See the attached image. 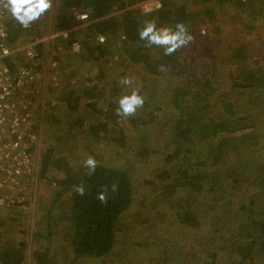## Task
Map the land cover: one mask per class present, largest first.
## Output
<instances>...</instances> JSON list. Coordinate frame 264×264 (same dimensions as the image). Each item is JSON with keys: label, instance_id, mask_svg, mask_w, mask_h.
Segmentation results:
<instances>
[{"label": "trees", "instance_id": "trees-1", "mask_svg": "<svg viewBox=\"0 0 264 264\" xmlns=\"http://www.w3.org/2000/svg\"><path fill=\"white\" fill-rule=\"evenodd\" d=\"M133 1L53 0L52 8L27 29L6 14L5 42L13 46L30 35L75 26V14L91 9L87 24L66 38H54L47 47L48 55L55 52L54 61L72 69L45 101L49 133L32 180L55 187L37 219L38 236L51 244L53 227L60 226V247L68 248L73 259L114 263L118 233L126 228L124 216L137 193L144 210L134 214L150 211L162 230L172 232L167 242L159 240L161 256L150 264H264V66L249 63L251 46L244 45L242 51L231 42L225 44L233 61L229 73L220 77L214 62L200 73L202 58L195 65L193 57L203 42L200 25H211L204 39L220 32L240 37L233 21L247 19L248 33L260 27L264 0H162L159 10L146 14L133 8ZM218 4L233 10L224 30L211 24ZM150 20L158 27L183 22L193 40L165 56L163 49L145 46L138 37V27ZM97 34L105 37L103 43L95 41ZM73 41L80 45L77 53L68 51ZM36 48L44 67L46 47ZM218 60L227 67L226 57ZM5 62L10 70L18 65L11 58ZM85 65L96 67L83 75L80 68ZM160 65L164 71L158 70ZM110 67L117 71L111 81L106 76ZM123 77L133 78L132 87L145 98L144 107L126 119L114 111L117 99L132 90L118 83ZM155 84L160 85L159 92ZM33 125L37 133L34 121ZM70 139H80L79 156L61 149ZM89 155L98 161L92 175L83 166ZM154 161L146 177L133 172ZM50 172L57 176L51 178ZM113 182L118 184L114 193ZM81 183L83 196L74 191ZM101 186L109 188L106 204L97 200ZM62 196L66 208L55 215L56 222L60 220L55 223L52 211ZM28 210L31 215L32 208ZM4 223L0 219V264H27L24 242L5 237ZM147 237L154 239L155 234ZM48 255V248L35 250L32 264H50Z\"/></svg>", "mask_w": 264, "mask_h": 264}, {"label": "rangeland", "instance_id": "rangeland-1", "mask_svg": "<svg viewBox=\"0 0 264 264\" xmlns=\"http://www.w3.org/2000/svg\"><path fill=\"white\" fill-rule=\"evenodd\" d=\"M215 9L217 11V16L211 24L216 27H222L224 30V26L228 24V22L224 23V21L226 22L228 13L233 10L229 6L221 7L220 4L215 6ZM217 18H219V22L216 21ZM255 24L256 23H254V25ZM249 25H251V23H248L247 19H243V21H233V30L236 33L240 34V37L236 38L234 36H229V34H225L223 32V35H221L220 32L217 37L215 36L211 38V40H209L208 38L204 39L205 36H208L207 31L211 25L209 24V28L207 27V24L203 26L200 25V28L204 29V32L201 31L199 35L203 37L202 41L204 43L202 42L198 46V49H201V51H197V54H194L193 56L196 62L195 65H197V61L202 58V68L200 69V73L207 72V70L209 69L207 65L211 64L212 62H214L215 65L219 67V77L222 76L223 73H229L228 68L230 67V63L233 60L230 56L231 48L226 47L225 43L228 44L230 42L233 43L234 48L241 49L242 51L245 47L244 45L251 46V56L249 58V63L253 65H257L255 63H261L263 64L262 66H264V22H260V27L255 28L254 31H251L250 33H248L249 29H247V26ZM223 57H226L227 59L225 60V63H227V67L220 64V61L218 60ZM21 58V56H15V58L13 59L20 63ZM47 61L48 60L46 59L43 63L45 64ZM43 66L44 67L41 66L42 70L45 69V65ZM54 66L55 64L53 65V67ZM95 67V65H85L80 69L84 72L83 75H88L91 72L90 69H94ZM71 69L72 66H63L58 69L59 76H57L53 68L52 70L54 71V78L51 77L52 80H48V74H42V77L37 80L36 84L23 89L21 92L22 94L17 93L15 95V103L18 99H25V97L28 98V96L30 97V112L38 131V146L36 147V150H38L39 152L41 148L45 146L46 135L49 133L44 112V109L46 107L45 101L51 99L54 96L52 94V92H54L56 89L54 82L59 81L62 76L67 75ZM116 73L117 71L111 69V67L106 70V76L109 81L116 78V76H113ZM154 89L159 92L160 85L155 84ZM64 138H66L67 140V136L65 134ZM61 149L65 152H68V154L71 156H79V153L83 151L80 139H70L69 141H66V143L62 144ZM100 154L102 155V157H104V159H107V154L104 150H102ZM155 163L156 161L138 166L137 168H134L133 172H136L140 176L146 177L147 170L150 169V167ZM139 167H141L142 169ZM49 174L51 175V178L57 176L55 172H50ZM137 174L135 175L138 176ZM45 183L43 185L41 180H39V178H36L35 181H33L30 185H26V188L30 189L29 193H31V200L27 204L30 205V211L32 208L31 215L27 212L29 210H27L26 212L18 209H13L11 211L0 210V219L5 222L2 225V229H4L5 231L3 232V235L5 237H14L16 240L24 242L27 264H32V257L35 250L42 248L49 249L48 258H50V264H106V262L100 263V261L93 259H86L82 261L73 259L68 248L65 251L60 247V240L62 241V239L60 238V235L62 234L60 233V226L53 227L54 234L52 236L53 242H51V244H49L48 241H46L44 238L38 236V233L41 232V226L37 219H40L44 212V207L48 206L46 204L51 201L53 196V189L55 187L54 183ZM134 198L135 200L132 209L124 216V219L126 221V228L122 229L118 233L119 239L117 240L113 251L115 253L111 257L114 263L110 264H150L151 259L153 261H157V258L159 257L158 255L160 254L161 256L162 253H159V249L161 248V242L159 240L165 239V241L167 242L168 240H170L168 238V235H172V232L167 233L168 229L165 230L166 232L161 229L160 222H157L156 219L153 218V214L152 216L150 215V211L148 213H141L140 211L134 214V211H136V209L144 210V208L141 207L142 203L144 202H140V194L136 193V196H134ZM150 198L151 195L147 193L146 201H149ZM65 201L66 198L62 196V198H60L57 203V207H55L52 211V218L55 223L60 222L59 219H57L56 222L55 215H57L58 212L62 213L64 208H66ZM9 217L10 219H8ZM142 220L144 221L143 225H141L140 223ZM131 227H133V229H131ZM152 231H154V233ZM148 234H152L153 236L155 234V238L152 239V237H147ZM54 238H57V241H54ZM167 245L169 244L167 243L164 246ZM62 258H65L63 262ZM52 260H54L55 262L53 263Z\"/></svg>", "mask_w": 264, "mask_h": 264}, {"label": "built area", "instance_id": "built-area-1", "mask_svg": "<svg viewBox=\"0 0 264 264\" xmlns=\"http://www.w3.org/2000/svg\"><path fill=\"white\" fill-rule=\"evenodd\" d=\"M140 13H151L162 6V0H134L130 4ZM91 9L85 8L75 14V20L79 27L83 22H88ZM86 16V19L81 17ZM6 13H0V210L18 209L26 212L30 205V189L26 188L28 178L32 183V177L36 174L39 151L38 135L33 131V119L30 112V99H18L14 102L18 91L36 84L42 73L39 67V52L37 45L43 44L48 55V45L56 37H65L70 29L60 31H48L41 36L30 35L23 43L8 45L5 42ZM204 32V29H201ZM97 34L95 41L99 42ZM104 37V36H103ZM105 38V37H104ZM100 43V42H99ZM73 41L70 45L72 52ZM21 56V61L14 70H10L5 62L6 58ZM54 62L51 57L49 63ZM32 145V146H31ZM28 200V201H27Z\"/></svg>", "mask_w": 264, "mask_h": 264}, {"label": "clouds", "instance_id": "clouds-1", "mask_svg": "<svg viewBox=\"0 0 264 264\" xmlns=\"http://www.w3.org/2000/svg\"><path fill=\"white\" fill-rule=\"evenodd\" d=\"M53 0H0V13H6L10 18L27 29L34 22L38 21L46 12L52 8ZM86 16L81 19H86ZM138 37L145 42V46H156L163 49V55L171 56L177 50L187 47L192 42L193 36L189 33L183 22H176L173 26L158 27L155 20L144 21L142 26L137 29ZM67 37V33H64ZM99 42H104V37H99ZM74 50H79L78 45H74ZM158 70L164 71L165 66H158ZM119 84L132 87L134 81L131 77H123L118 81ZM145 98L140 94L138 87H132L128 94L120 96L116 101L115 115L121 118L134 117L138 109L144 107ZM83 166L88 169V175H92L97 166L98 161L91 155L83 160ZM114 193L118 190V184L113 182L110 186ZM108 186H101V191L97 193V200L106 204L108 200ZM74 191L83 196L85 194V186L83 183L75 186Z\"/></svg>", "mask_w": 264, "mask_h": 264}, {"label": "crops", "instance_id": "crops-1", "mask_svg": "<svg viewBox=\"0 0 264 264\" xmlns=\"http://www.w3.org/2000/svg\"><path fill=\"white\" fill-rule=\"evenodd\" d=\"M84 24H87V22H83L81 25H84ZM80 25V26H81ZM66 29H70L69 31H68V34H70V32L72 31V30H74V29H76L75 28V26H71V27H69V28H66ZM64 30V29H63ZM67 34V35H68ZM27 38H28V36L27 37H25V38H21V39H19L17 42H15L14 44H19V43H23L24 41H26L27 40ZM62 38H66V37H62ZM69 51V53L71 52V49H69L68 50ZM53 55H55V52H51L50 54H49V57L47 58V62L44 64L45 65V69L42 71L43 73L42 74H48V80L50 81V80H52V78H54V71H55V74H57V76H59V72H58V69H60L61 67H63V66H66V64H64V63H60V60H58V61H54L53 59H52V56ZM50 57H51V59L54 61V62H52V63H49V61H50ZM62 59V58H61ZM65 59H66V57H65ZM45 60H46V58H45ZM66 61V60H65ZM55 64V66L53 67V65ZM54 68V71L52 70ZM65 76V75H64ZM41 77H42V75H41ZM52 77V78H51ZM63 78V76L61 77V79ZM60 79V80H61ZM57 82H59V81H56L55 82V86L57 85ZM22 92V90H20V91H18V93L19 94H22L21 93ZM24 98V97H23ZM28 98L30 99V97L28 96ZM27 97H25V99H28ZM31 106V105H30ZM29 109H30V107H29Z\"/></svg>", "mask_w": 264, "mask_h": 264}]
</instances>
